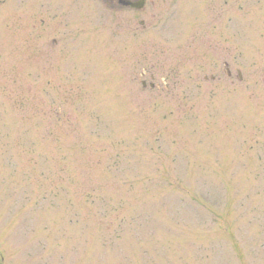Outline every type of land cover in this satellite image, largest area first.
Returning a JSON list of instances; mask_svg holds the SVG:
<instances>
[{
    "label": "rangeland",
    "instance_id": "374dc122",
    "mask_svg": "<svg viewBox=\"0 0 264 264\" xmlns=\"http://www.w3.org/2000/svg\"><path fill=\"white\" fill-rule=\"evenodd\" d=\"M146 3L0 0V264H264V0Z\"/></svg>",
    "mask_w": 264,
    "mask_h": 264
},
{
    "label": "flooded vegetation",
    "instance_id": "af4514ba",
    "mask_svg": "<svg viewBox=\"0 0 264 264\" xmlns=\"http://www.w3.org/2000/svg\"><path fill=\"white\" fill-rule=\"evenodd\" d=\"M108 9L113 12L143 13L147 6L146 0H100ZM164 3L167 0H162ZM140 7L139 9H137ZM144 73H146L144 71ZM152 78V75L150 76Z\"/></svg>",
    "mask_w": 264,
    "mask_h": 264
}]
</instances>
